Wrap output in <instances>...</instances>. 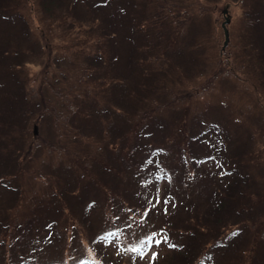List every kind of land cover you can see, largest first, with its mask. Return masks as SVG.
Here are the masks:
<instances>
[{
    "label": "trees",
    "instance_id": "16d2710c",
    "mask_svg": "<svg viewBox=\"0 0 264 264\" xmlns=\"http://www.w3.org/2000/svg\"><path fill=\"white\" fill-rule=\"evenodd\" d=\"M207 1L0 0V207L50 188L67 232L45 258L0 218V264H146L153 233L168 264H264V0Z\"/></svg>",
    "mask_w": 264,
    "mask_h": 264
},
{
    "label": "rangeland",
    "instance_id": "374dc122",
    "mask_svg": "<svg viewBox=\"0 0 264 264\" xmlns=\"http://www.w3.org/2000/svg\"><path fill=\"white\" fill-rule=\"evenodd\" d=\"M225 8V7H224ZM230 10H233V9H237L236 7H234V8H229ZM168 254H170V252H167V253H165V257L168 255ZM164 257V258H165ZM173 256H171V260H173ZM165 264H168V261L165 263Z\"/></svg>",
    "mask_w": 264,
    "mask_h": 264
},
{
    "label": "snow or ice",
    "instance_id": "6c2138e0",
    "mask_svg": "<svg viewBox=\"0 0 264 264\" xmlns=\"http://www.w3.org/2000/svg\"><path fill=\"white\" fill-rule=\"evenodd\" d=\"M132 250H133V251H137V249H135V248H134V249H132Z\"/></svg>",
    "mask_w": 264,
    "mask_h": 264
}]
</instances>
